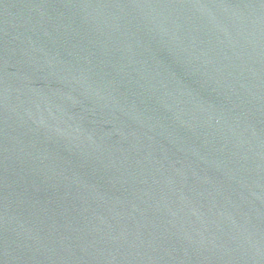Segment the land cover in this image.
I'll return each mask as SVG.
<instances>
[{"label":"water","instance_id":"obj_1","mask_svg":"<svg viewBox=\"0 0 264 264\" xmlns=\"http://www.w3.org/2000/svg\"><path fill=\"white\" fill-rule=\"evenodd\" d=\"M0 264H264V0H0Z\"/></svg>","mask_w":264,"mask_h":264}]
</instances>
